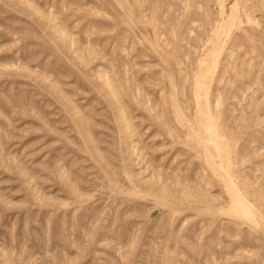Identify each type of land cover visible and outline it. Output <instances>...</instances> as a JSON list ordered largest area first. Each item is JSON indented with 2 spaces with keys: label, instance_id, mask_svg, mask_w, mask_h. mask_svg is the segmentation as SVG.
Segmentation results:
<instances>
[{
  "label": "rangeland",
  "instance_id": "374dc122",
  "mask_svg": "<svg viewBox=\"0 0 264 264\" xmlns=\"http://www.w3.org/2000/svg\"><path fill=\"white\" fill-rule=\"evenodd\" d=\"M0 264H264V0H0Z\"/></svg>",
  "mask_w": 264,
  "mask_h": 264
}]
</instances>
